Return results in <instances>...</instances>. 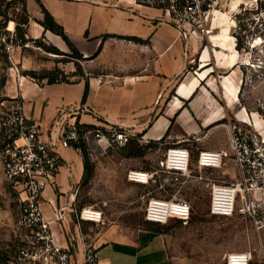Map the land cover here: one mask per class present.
I'll return each mask as SVG.
<instances>
[{"label": "crops", "instance_id": "0c3cea01", "mask_svg": "<svg viewBox=\"0 0 264 264\" xmlns=\"http://www.w3.org/2000/svg\"><path fill=\"white\" fill-rule=\"evenodd\" d=\"M41 3L88 60L85 75L49 82L35 79L20 67H6L0 54V97L21 94L24 111L40 124L44 139L58 142L61 130L77 120L125 126L161 137L176 119L181 132L192 133L200 131V123L212 122L221 113L214 93L222 85L211 74L216 71L217 57L232 67L239 62L231 24L213 19L214 28L228 29L203 40L194 32L184 33L153 6L122 0H26L29 34L45 35L61 50L69 45L62 35L39 22L44 18ZM11 21L9 26L14 27ZM222 33L234 40L219 41ZM92 67L99 69L97 73ZM202 79L214 92L212 96L196 95ZM87 80L89 92L82 102ZM57 147L62 163L56 183L46 189L43 206L60 243L71 245L79 259L86 245L94 246L101 264H176L163 223L147 220L130 235L103 241L91 238L83 227L87 219L80 217L76 207V192L86 173L83 152L59 142ZM65 204L64 218L55 219L53 206Z\"/></svg>", "mask_w": 264, "mask_h": 264}, {"label": "rangeland", "instance_id": "374dc122", "mask_svg": "<svg viewBox=\"0 0 264 264\" xmlns=\"http://www.w3.org/2000/svg\"><path fill=\"white\" fill-rule=\"evenodd\" d=\"M8 2L0 0V25H7L11 20L18 23L25 14L23 0H18L15 6ZM212 3L206 12V30L194 34L206 40L218 33L221 28L213 27L214 17L219 24H231L239 62L232 67L217 57L218 65L211 76L215 74L222 89L211 92L202 79L196 95L214 93L221 113L212 122L200 123V131L192 133L181 132L174 119L161 137L119 125L82 124L80 147L86 153L90 168L76 192V207L79 214L88 207L101 212L99 220H84L83 227L95 241H103L130 235L145 225L149 199L177 193L190 201L191 217L188 222L172 218L161 226L176 264H230L227 256L231 252H252L248 264H264V225L258 227L242 213L223 216L210 212L212 183L232 181L236 175L233 157H226L218 166H198L201 149L229 148L230 127L235 121L238 124L242 120L250 121L264 136V0H240L233 9L232 0H212ZM215 9L219 12H214ZM28 27L23 25L24 44L16 50L13 59L1 54L6 67H20L39 81L49 77L71 81L85 75L88 67L85 57L75 56L70 47L61 50L45 35L31 36ZM222 29L221 32L225 31ZM228 37L222 33L219 41L226 42ZM98 70L92 67L94 73ZM186 106L194 111L195 107L189 103ZM199 108L195 109L197 113ZM119 130H125L127 138L117 140ZM172 143L190 148L189 172L177 174L163 164L166 149ZM132 170L148 171L151 177L148 181L133 180L129 176ZM16 195V189L5 178L3 170L0 171V264H14L17 253L20 210Z\"/></svg>", "mask_w": 264, "mask_h": 264}, {"label": "built area", "instance_id": "2783aa9c", "mask_svg": "<svg viewBox=\"0 0 264 264\" xmlns=\"http://www.w3.org/2000/svg\"><path fill=\"white\" fill-rule=\"evenodd\" d=\"M160 8L184 33L205 31V19L212 0H128ZM24 44L16 24L0 26V54L13 59L18 48ZM235 121L230 127L229 148H203L198 155V166H218L224 159L232 156L236 163V175L232 181L213 182L210 189V212L217 215L232 216L242 213L249 216L258 227L264 225V136L250 121ZM116 139L127 138L125 130L116 132ZM81 137L77 121L70 122L68 128L61 130L58 138L62 146H75ZM58 142L42 137L40 124L32 120L24 111L21 94L0 97V163L5 178L16 189L19 207L18 229L20 240L14 264H101L95 247L86 245L79 259L71 245H64L56 238L51 220L45 216L43 202L49 186L56 183L62 157ZM163 164L177 174L189 172L191 151L181 143L167 147ZM140 171V170H139ZM138 170L130 172L135 180ZM146 181L151 177L148 171ZM53 206L55 219L64 218L63 208ZM96 209L85 214L82 219L99 215ZM192 213L189 200L178 196L153 197L146 206L147 220L167 223L175 218L188 222ZM90 216V217H89ZM230 254V253H229ZM228 254V255H229ZM240 259L227 256L230 264L237 260L248 264L252 252H243Z\"/></svg>", "mask_w": 264, "mask_h": 264}, {"label": "trees", "instance_id": "16d2710c", "mask_svg": "<svg viewBox=\"0 0 264 264\" xmlns=\"http://www.w3.org/2000/svg\"><path fill=\"white\" fill-rule=\"evenodd\" d=\"M22 1V0H21ZM40 1V0H39ZM18 2V0H9L8 4L11 5L13 4L14 6L17 5L16 3ZM42 4V3H41ZM43 7V12H44V18L42 20H39L40 23H42L45 28H49L52 31L62 35V37L66 40V42L68 43L69 47L73 50L75 56L77 57H84L83 54L78 50V48L75 46V44L71 41V39L69 38V36L67 35L64 27L62 24H60L55 17L53 16V14L42 4ZM22 10L25 12L22 21H19L18 23L16 22V28L18 29L20 35L24 36V29H23V25H29V21H30V14L28 13L27 10V6L24 3L23 0V8ZM1 14V12H0ZM0 26H5L4 24H1ZM88 33V32H87ZM22 36V37H23ZM49 82H54L57 81L55 78H48ZM89 92V82L88 80L86 81L85 84V89H84V94H83V98H82V102H85L87 99V95ZM77 124L79 126L82 125V123L79 122V120H77ZM92 125V124H89ZM76 145L80 146V141L78 143H76ZM83 155H84V163H85V172L89 170L90 168V162L86 156L85 151H83Z\"/></svg>", "mask_w": 264, "mask_h": 264}, {"label": "bare ground", "instance_id": "6f19581e", "mask_svg": "<svg viewBox=\"0 0 264 264\" xmlns=\"http://www.w3.org/2000/svg\"><path fill=\"white\" fill-rule=\"evenodd\" d=\"M240 2V0H232V5H231V7H232V9L238 4ZM214 12H216V13H218L219 12V10H217V9H215V11ZM229 12V11H228ZM219 15V14H218ZM214 19L215 20H217L218 18L217 17H214ZM228 23V22H227ZM13 24H14V22H12L11 21V26H13ZM13 28V27H12ZM227 29H228V27H226ZM225 28V29H226ZM232 41L234 40V37L233 36H230L229 37ZM234 51H237L235 48H234ZM233 60V59H232ZM139 171V170H138ZM139 173L140 174H137L138 175V177L135 179V180H137V181H146V173L144 172V171H139ZM91 209L92 208H86V212H85V214H91L90 213V211H91ZM97 213H100L99 211H96ZM90 217V216H89ZM90 219H94V220H99L100 218H99V215L98 216H96V217H91ZM230 256H231V258H234V259H240L238 256H241V255H244L243 254V252H231L230 254H229ZM228 255V256H229ZM242 262L243 261H239V260H237V261H235L234 263L235 264H242Z\"/></svg>", "mask_w": 264, "mask_h": 264}]
</instances>
